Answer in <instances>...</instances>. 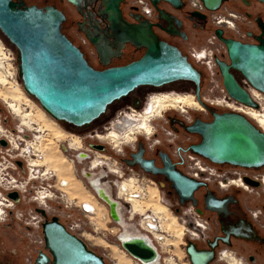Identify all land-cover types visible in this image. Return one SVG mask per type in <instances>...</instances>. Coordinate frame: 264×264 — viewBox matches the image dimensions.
I'll list each match as a JSON object with an SVG mask.
<instances>
[{"label": "water", "instance_id": "1", "mask_svg": "<svg viewBox=\"0 0 264 264\" xmlns=\"http://www.w3.org/2000/svg\"><path fill=\"white\" fill-rule=\"evenodd\" d=\"M69 1L82 15L80 30L96 47L104 65L111 64L112 58L122 57L128 43L145 51L129 63L98 70L90 65L82 48L63 32L67 20L63 10L53 5L39 7L36 4L20 8L16 1L0 0V30L17 50L18 72L24 89L52 117L76 127L89 126L106 113L110 105L137 88H159L178 81L191 82L201 101V70L179 46L159 33L161 29L171 35L188 37L181 31L182 20L163 7L166 3L179 10L184 8V0H150L158 18L168 23L167 27L142 14L128 17L122 6L125 0ZM224 1L202 0L210 11L219 10ZM188 14L192 20L207 21L205 13L191 11ZM215 34L228 50L229 61L216 57L228 94L259 109L260 104L240 83L235 72L264 93V38L258 37L259 43H244L226 36L223 28H217ZM186 129L202 136V141L191 149L214 163L254 169L264 167V130L243 113L215 112L212 121L198 118ZM140 162L147 171H155L149 161L140 159ZM159 171L168 177L183 204L190 201L198 204L195 192L206 183L176 170L171 162ZM245 181L251 183L248 178ZM206 206L218 210L209 203ZM38 212L45 217L43 233L46 246L55 258L54 264H106L103 256L71 233L57 216L49 217L43 209ZM219 239L209 240L210 248H200L195 241L187 240L186 251L191 264L214 261ZM222 240L230 244L225 238ZM131 244L147 249L150 255L143 257L130 247ZM123 246L143 261L157 257L155 249L142 239L124 242ZM41 255L48 259L46 253ZM38 263L43 264V260L39 259Z\"/></svg>", "mask_w": 264, "mask_h": 264}, {"label": "built area", "instance_id": "2", "mask_svg": "<svg viewBox=\"0 0 264 264\" xmlns=\"http://www.w3.org/2000/svg\"><path fill=\"white\" fill-rule=\"evenodd\" d=\"M184 1L190 11H198L207 14L209 21L214 28H225V26H230L235 28V30L239 29V20L242 19L243 15L236 12L232 7V4L235 2L237 3L238 0H225L221 8L216 11L208 10L202 0ZM128 5L137 9L148 19L153 21L156 20L155 7L150 0H128ZM76 35L79 37L81 46L85 47L88 53L94 55L95 49L90 44L89 39L79 32H77ZM245 37L246 35L243 32L238 38L244 39ZM215 40H217V37L214 34V37L210 41L211 43L216 44ZM217 47L218 48H192L190 52L192 57L201 64H208L211 69L213 67H216L217 69L216 57L226 58L228 56L227 47L223 42L219 41ZM199 50L204 51L206 56H203L202 58L198 57L196 53L199 52ZM16 64L17 54L14 49L0 38V74L6 79V84H10L11 81H9L8 77H12L11 72L16 68ZM212 79L215 80L214 77ZM12 82H15V80L13 79ZM242 85L246 88L251 97L260 104L258 110H262L263 107L257 98L260 97L262 99L261 102L264 103V93L254 88L246 79H243ZM219 88L220 90L213 88L214 90L209 93L208 101L213 105H219L223 109L243 114H245L243 111L253 108L232 98L228 94L222 80L219 84ZM0 111H2L1 108ZM122 115L125 116L123 113L119 114L116 119H114V122L118 121ZM0 128H2L1 132L4 131L5 133L0 136V144L3 145L6 150L10 148L9 150L15 151V156L12 154L5 156L6 151H4L2 157H5V159L0 158V172L6 176L2 178L6 180L5 182L8 186H12L10 190H7V188L3 186V191H5L8 196V198L3 197L8 202L6 203L7 207L5 209L11 211V209L17 208L16 205L20 201V198H18L19 196L14 197V193H20V195L23 196L24 201L26 195L31 194L30 192H32L29 201L36 204L30 205L32 206L30 209L31 212H36L35 206L45 210L47 214L52 211L55 214L53 216H57L71 233L83 239L93 238L97 245L102 246L107 244L110 246L111 244H116L124 250H126L123 246L124 242H127L128 240L123 239L121 235L124 231V223H130L135 228H138L141 232H144L149 236L152 241V247L157 252V257L148 261H143L135 257V262H138L139 264L152 263L151 261L154 260H158V264H160L161 259L167 263L181 264V259L174 253V240L177 236L176 228L178 229V227L182 228V233L187 240L190 239L195 242L205 243L209 239L210 222L208 218L203 216L192 203H189L186 206H175L172 204V202L166 198L164 192L157 186L155 181L139 175L131 169L128 170L124 167L123 162L118 157L105 152V144H103V149H95L93 147L94 144L89 143L85 150H79L76 156L77 161L79 155L84 158L81 163L85 161L88 165L89 171L94 170L92 164L95 160L101 162L105 167L102 166L97 168V170L105 168L104 174L112 176V178L107 177V179L110 178V180L108 179V182L107 180L104 181V183L109 185L110 193L113 197L111 199L112 201L106 198V195L97 191V200L102 204V207H100L94 202H80L73 200L74 198L71 196L69 197L70 194H68L69 192L67 189L71 185H69L63 178L59 180L55 170L45 162L40 161V164L34 162L40 160V158H37V156H39L38 152L43 154L42 160L45 157V153L38 150V147L36 151L34 144L28 142V140H25L24 138H21V140L17 142L16 147L15 145L11 147L10 141H8L9 135L7 134L9 129L7 127H4L5 129L3 128L1 118ZM17 131L26 136L25 128L20 127ZM104 135L107 136L109 134L105 132L103 136ZM96 136L99 137L102 135L95 133L89 134L87 137L93 138ZM1 139H4L5 142L2 143ZM15 142L16 141L14 140L13 143ZM5 144H7L8 147L5 146ZM87 150H90L91 153ZM117 150L120 151V147H118ZM87 155L90 156L89 159L85 158ZM183 157L184 171L188 176L193 177L196 180L217 186L226 191L234 186L239 188L248 187L245 182V178L247 177V169L245 168L233 165H229L227 168L192 152L185 153ZM26 176H28L29 181H34L35 183H33L30 188H27L28 181H23L24 183L21 182V179ZM263 179L264 176H262V180ZM152 184H154L158 190V193L154 195L155 198L153 200H157L161 203L166 210L165 213H157L153 210L152 206L149 207L148 205L145 206L146 209L144 211H136V207L134 206L135 201L145 203L152 199L150 193ZM17 189H21L20 191L22 194ZM3 191L1 190L0 193L2 194ZM9 197L11 199H9ZM113 206H115L114 210L116 215H114ZM167 211H170L171 213H168ZM173 213H177L176 216H172ZM253 215L258 218L259 210H253ZM32 218L36 219L37 222L34 224L36 227V231H34L33 234L35 238L30 239V243L35 242L37 244L40 243L41 245L45 241L42 232V225L45 218L38 213L37 215L32 216ZM126 219H128L129 222ZM21 222L22 227L24 223L27 226L33 225L31 220H21ZM100 222L105 224V226H98V223ZM151 241L146 242L151 245ZM164 251L169 253L165 258L161 255ZM126 252L128 251L126 250ZM221 253H223V251L219 253V259H221ZM102 256L110 262L109 264H117L119 262L117 259L110 256L107 249L102 251ZM30 258L31 255H28V262Z\"/></svg>", "mask_w": 264, "mask_h": 264}, {"label": "rangeland", "instance_id": "3", "mask_svg": "<svg viewBox=\"0 0 264 264\" xmlns=\"http://www.w3.org/2000/svg\"><path fill=\"white\" fill-rule=\"evenodd\" d=\"M232 7H233V9H235L236 12L242 13V15L244 13V15H243L242 19L239 20V29L238 30H235V28H232L230 26H225V29H226L225 33L227 36H232V37L238 38L240 35L243 34V31L244 32H246V31H255V32L258 31L257 24L254 20V16L257 12L258 7H256V6L251 7V8L247 7L244 3L241 2V0H239L237 3L236 2L233 3ZM64 8H65L67 14L69 15V19L65 23V31L71 37V39H73L78 45L81 46V44L79 42V37L75 33V31L77 29L75 28V26L71 22L72 18H73L72 7L70 5H64ZM249 12L253 13L252 17L249 16ZM245 13L248 14V17H246ZM193 22H194V24L196 23L195 28L192 25H187V26L185 25V30H186L189 38L188 39L181 38V39H179L180 40L179 42H181L180 44H181L182 49L185 52V54L189 55L192 62L203 73L202 88H201L202 100L207 104V106L209 105V106L217 107L221 110L227 111V109H223L219 105L218 106L213 105L212 103H210L208 101L209 95H210L209 93H211L212 90H214L215 88H216V90L217 89L220 90L219 84L221 83L222 77H221L219 70H217L216 67H213L211 69L208 64H201L194 57H192V54L190 52V50L192 48H197V49H201L204 47H210V48L216 47V48H218L217 44L219 43L220 40L219 39L215 40L216 44L211 43L210 40L214 37L215 28L213 27V25L209 21L207 24H203V25H202V22L198 19L194 20ZM0 38L6 44L10 45L14 49L15 53L17 54V58H18L17 50L15 49V47L13 45L10 44V42L7 40V38L2 33L1 30H0ZM191 42H193L194 44ZM85 51H86V49H85ZM86 52L88 54V51H86ZM129 59L130 58L124 59V60H125V62H127V61H129ZM125 62H122V63H125ZM11 74H12V77H8L9 81H11L10 84H6V82H3L2 79H0L1 92L2 91L6 92V94H8L7 100L10 102H17L19 105H16V106L18 107V109H20L19 113L14 112L13 109L7 104L8 101L5 102L3 100L4 96L2 95V97H0V108L2 109V111H0L1 124L3 125V128L7 127L9 129L7 134L9 135L8 141H10L11 147L14 145V143H13L14 140L16 142H19V140H21V138L28 140V142H32L34 144V147L36 148V151L39 148L38 150L43 151L45 153V157L42 160L43 154L41 152H38L39 156H37V158H40V160L39 161L36 160L34 162H36L38 164H40V161L45 162L47 165L51 166L55 170L59 180L62 178H67L68 180L72 181L71 186L67 189V191L69 192L68 194H70L69 197L71 196L72 198H74L73 200H77L80 202L81 201L94 202V203L98 204L100 207H102V204L99 203V201L97 200V198L94 195L95 188L90 183V180L88 179V177L83 175V169L87 170L88 172H90V171L94 172L95 171V173H97V174L99 173V175L102 176L104 173H101V170L102 169L105 170V168H102L101 170H90L89 171L88 165L85 163V161L82 163L78 162L77 160L74 163L71 162L72 159H76L77 153L79 150H81V148H78V147L76 148V146H75L76 144L75 145L73 144L72 147L70 148L69 144L81 141L84 144V147H86L89 143H93V144H96V143L100 144L101 143V144H105L108 148L111 149L113 147L114 142H111L108 139V137H106V135L104 137H102V136L97 137L96 136L93 138L87 137L86 135L87 134H95V133H99L100 135H103L104 134V132H102V130H104L103 126L104 125L106 126V124L111 119H113L114 117L108 113L107 116L105 115L106 117L105 116L102 117L101 121H103V122H101L100 120L95 121L92 124V126L89 128V130L85 133H83V132L77 133L78 129H75V128H74V131H76V132L68 130L67 128H69V126L65 122L58 121L54 117H52L49 113H47L44 110V108L41 106V104L39 103V101L36 98L30 96L26 92V90L24 89L22 80L19 76L18 60H17L16 68L14 69V71L11 72ZM1 77H3V76H1ZM213 77L215 80L212 79ZM13 79L15 80V82H12ZM3 80H4V77H3ZM12 85H17V89L14 88L15 86L12 87ZM193 87H194L193 84L189 81H178V82L170 84L167 88H163V89H159V90H150L148 92L147 99H146V102H145L143 108L141 110H135V111L137 113L139 112L142 114L143 112H145L144 110L146 109L148 101L151 104L152 103L151 101L153 99H155V101L152 104H154V106L156 107L157 101L162 102V98H161L162 95H168L172 98H177L179 96H182V97H190L189 100H190V103H192V104L191 105H189V104H186V105H184V104L172 105L171 104L170 105L169 103H167V105L164 106L165 109H163L161 114H164V112L167 111V112H175V113L176 112L187 113L190 117H193L195 115L206 117L207 114L205 113V106L203 104H201V102L197 99V97L195 95V91L193 90ZM19 88H20V90H19ZM13 93H15L16 95ZM0 96H1V93H0ZM13 96L15 98H13ZM152 96H154V97H152ZM263 106H264V104H263ZM124 107L121 106V108H119L117 110V112L122 111L121 109H124ZM131 111H133V110L128 109V112H131ZM260 112H264V110H261ZM146 113L152 114L151 111L146 112ZM27 114H31V116L33 115L32 116L34 118L33 122L30 121L25 116ZM143 117H146V115H143ZM249 118L255 124L258 125V123L253 118H251L250 116H249ZM164 119H165L164 116L163 117L162 116L157 117L153 120L154 122L152 125L154 127H157L156 123L160 122L161 125L165 126V128H166L165 130L172 131L171 128H169L164 123ZM24 120H27L28 123L26 122V124H28L29 126L28 125L25 126V124H23ZM260 123L262 125H264L263 120ZM40 126L42 128H39ZM20 127L25 128L26 136L17 131V129ZM33 127H34V129H33ZM262 129L264 130V128H262ZM72 130H73V128H72ZM106 132H108V131H106ZM1 134H5L4 131L0 132V135ZM137 135H139V134H137ZM186 136H188V135H185L184 137H186ZM153 138L158 140L161 137L160 136H153ZM11 139H12V141H11ZM119 140H120V141H118L119 145L124 146L128 149H129V147H131L130 145H132L133 142L135 141V139L134 140L132 139L129 142H124L122 137ZM180 140H181L180 138L177 139L176 143H180ZM164 142H165V140H164ZM168 144H170V143H168L166 141L165 145L169 149H171V146ZM64 146L69 148L68 151H66L64 149ZM83 149L85 150V148H83ZM4 151H6V148L0 144V155L1 156L4 155V153H3ZM87 151L89 153H91L90 150H87ZM94 151H95V149H94ZM10 153L15 156L14 150L10 151ZM5 156H6V154H5ZM255 173L256 174L261 173V177L264 176V167L259 172H255ZM3 176L6 177L5 175H3ZM101 176H99V177H101ZM0 177H2V172H0ZM110 178H112V176H110ZM21 180H20L21 182H23V181L27 182L28 181L27 188H30V186L34 183V181H29L28 176H26L25 178H23ZM153 180L158 184L156 179H153ZM5 181H6L5 179H4V182H2L0 180V183L1 182L3 183V185L0 184V191L4 190L3 186H5L7 188V190H10L12 188V186L10 184H9L10 186H8V184ZM158 186H159V184H158ZM152 187H156V186L154 184H152ZM214 187H216V186H214ZM217 188H219V187H217ZM233 188L236 189L239 187L234 186ZM219 189H220L221 193H224L226 191V190L221 189V188H219ZM239 189H242L240 192L241 193L240 197L242 199L243 210H247L248 208H250V209H262L263 213H264V208H263L264 190L262 188H257L253 191L252 190L250 191V189H247V188L246 189L245 188H239ZM17 190L20 191L21 189H17ZM160 190L162 191V189H160ZM164 192H165L166 198L168 200H170L172 202V204L176 205L178 202L177 195L175 193H169L167 190H164ZM258 192L261 194L258 195ZM3 193H2V196L5 198H8L7 193L5 191H3ZM30 193L32 194V192H30ZM21 194H22V192H21ZM31 194H27L26 197L24 196L25 197L24 201H23V196L21 195L19 204L23 203L22 209L21 208L20 209H11L12 212L8 209H5V212L2 216L3 220H0V243H2V246H4L5 248L9 249L15 245H19V241L16 240V238H17L16 234L10 228L12 226L16 225V223L21 221V220H24V221L31 220V223L33 224V225H30L32 227L27 226L25 223L23 224L24 229L22 232L23 234H21V235H23V237L25 239V242H23V247H24L25 243H26V246H27V244L30 243V239L35 238V236L33 235L34 231H36V227L34 224H36L37 220L32 218V216L37 215V212H31L30 211V209L32 207L30 205L36 204V203H32L29 201ZM9 199H11V198L9 197ZM156 201L157 200H151V201H148V203L150 205L155 206ZM5 203H8V202L5 200ZM186 205H188V203ZM156 206L165 210V208L161 205H156ZM168 213H171V212L169 211ZM48 214H49V216L55 215L52 211L48 212ZM176 214L177 213H173L172 216H176ZM203 216L210 219V221L212 220L210 212L206 211L203 214ZM126 220L129 222L128 219H126ZM261 220H262L261 223H264V216L261 218ZM8 225H9V228L7 227ZM100 225L105 226V224H103L101 222L98 223V226H100ZM214 231H215V229L213 230V232L211 231V235H213ZM176 233H177V236L174 240V244H175L174 253L176 254L177 257H179L181 259L180 260L181 264H191V262L189 260V256H188L187 251H186V245H187L186 240H187V238H185V235H183L182 228L178 227V229H176ZM111 235H112V233H111ZM15 241H17V242H15ZM86 241L89 243V245L92 248H94L96 251L100 252L101 254H102V251L104 249H107L109 251L110 256L119 261L118 264H120V263L121 264H136V262L132 258V256L128 252H126V250H124L123 248L119 247L116 244H111L110 246L107 244L102 245V246L97 245L95 243V239H93V238L86 239ZM200 243L203 244V246L205 245L204 242H200ZM18 250L21 251L19 248H18ZM220 251H228V252L232 253L234 256H236V258L242 259V262L244 264H264V246H261V245H258V244H255V243H252V242H249L246 240H237L236 239V240H234L233 246L222 245L220 248ZM25 253L27 254V252H25ZM161 255L165 258L169 255V253L164 251ZM252 257H254V258L252 259ZM13 263L14 264H21V261L14 259ZM160 264H171V263H167L166 261L161 259ZM212 264H228V262H226V260L217 258V260H215V262H213Z\"/></svg>", "mask_w": 264, "mask_h": 264}, {"label": "flooded vegetation", "instance_id": "4", "mask_svg": "<svg viewBox=\"0 0 264 264\" xmlns=\"http://www.w3.org/2000/svg\"><path fill=\"white\" fill-rule=\"evenodd\" d=\"M13 1L18 2L20 4V8H24L26 6L36 4L39 7H45L47 5H53L55 7H58L59 9L63 10L67 15V20L64 22L63 28H62V30L65 34H67L65 31V23L68 21L69 15L67 14V12L65 10L64 5H70L72 7V10H73L72 11L73 12L72 13L73 18H72L71 22L75 26V28L77 29L75 31V33L79 32V33L85 35L80 30V27H82V24L80 22L83 21V17L80 14V12L78 11L77 7L74 4H72L69 0H13ZM241 2L250 8L254 7V6L258 7L257 12L254 16V20L257 24L258 31H256V32L255 31H246V32L243 31L246 35V37L244 39H240L237 37H233V38H236V39H238L244 43H259L258 37L262 36V38H264V0H241ZM165 4L166 3L163 4V7H165L164 6ZM167 5H169V4H167ZM122 6H123L124 13L128 17H131L132 15L142 14L137 9L130 7L128 5V0H125V3H123ZM170 7L173 10L181 12L182 16L177 15L173 11H170L167 9L168 11L175 14L177 16V18L182 20L183 24L181 27V31L182 32L184 31L187 34V32L185 30V20H191L192 22L194 21L189 17L188 13L191 11L187 8V4L185 3L184 8L179 9V10L173 8L172 6H170ZM245 14H246V17H248V14L247 13H245ZM252 14H253L252 12L251 13L249 12L250 17H252ZM243 15H244V13H243ZM143 17L147 18L144 15H143ZM151 21H153V20H151ZM154 21H156V23L162 22L164 27L168 26V23L166 21H163V20L161 21L158 18L157 12H156V20H154ZM208 21H209V18L207 15V21L206 22L201 21L202 25L207 24ZM259 21H261V22L259 23ZM192 26L195 27L196 23L195 24L193 23ZM219 28H221V27H219ZM216 29L217 28H215V30ZM223 29L226 32V29L225 28H223ZM159 33L166 40H168V39L165 38L163 35L164 34L171 35V34L167 33L165 30H161V29H159ZM225 35H226V33H225ZM187 36H188V34H187ZM179 37H181L183 39L189 38V36L187 38H185L184 36H179ZM228 37H232V36H228ZM217 39H218V37H217ZM90 44L95 49L94 55H91L90 53L87 54V52H86L87 49L83 46H80V45L79 46L84 51L90 65H92L94 68H96L98 70H102V69H105V68H107L109 66H113V65H122V64L129 63L130 61H133V60L140 58L145 51L144 48H136L134 45L128 43L126 46V50H125L122 57L112 58L111 64L104 65L103 62H101V58L97 52L96 47L92 44L91 41H90ZM85 49H86V51H85ZM128 58H130L129 61L125 62L124 59H128ZM221 59L229 61V56H227L226 58H221ZM122 62H125V63H122ZM217 70H219L218 67H217ZM219 72H220V70H219ZM235 74H236V77L239 79L240 83L243 84V79H245V78L239 72H235ZM221 77H222V75H221ZM202 79H203V73H202ZM222 82H223V78H222ZM168 86L169 85L164 86V87H159V88L151 87V86H141V87L137 88L136 90H134L132 93H130L128 96H126V97L122 98L121 100L116 101L112 105H110L108 107L106 113H104L97 120L101 121L102 117L105 115L107 116L108 113L114 117L113 119H111L107 123L108 125L106 124V126L105 125L103 126L104 130H102V132L105 133L106 131H109L108 132L109 135H107L106 137H108V139L111 142H114L113 147L111 148L113 151L110 148H108L107 146H105V152H107L108 154H111L113 156L118 157L123 162L124 167L127 168L128 170L131 169V170L135 171L137 174L145 176L146 178H148L150 180L156 179L159 186L156 182L155 183L157 184V186L160 189H162L163 192H164V190H167L169 193H175L178 197V202L176 205L174 204L175 206H186L187 203L188 204L192 203V201L183 204L179 198L178 193L174 189V187H173L172 183L170 182V180L168 179V177L164 173L160 172L159 170L164 169L166 167V165H168L169 162H171L174 165L176 170L182 171L185 175L188 176V174L184 171V157L183 156L187 152L195 153L191 149V146L199 144L202 141V136L198 133L189 132L186 129V126L193 123L198 118H200L204 121H212L214 119V113L215 112L222 113L226 110H221L217 107H212L209 105L207 106V104L202 100V96H201V101L205 104V105L204 104L203 105L205 106V113L207 114L206 117L196 116V115L193 117H190L187 113H180V112L175 113V112H167V111H165L164 114H161L163 109H165V108L156 109L154 104H152L155 101V99H153L151 101L152 102L151 104L149 103V101L147 103V105H149L153 108V109H151L152 114H147V113L143 112V115H146V117H143V115H142V117L140 118V120H141L140 124H138V125H136V124L139 123V120L136 119L138 122L135 125L138 127H136L135 125H131V127H127L128 125H130V122L129 121L122 122V120H121L122 117L118 121L114 122V119H116V117L119 114H121V113L124 114L125 112H128V109L141 110L143 108L145 102H146L147 95H148V92L150 90H159V89L167 88ZM179 97L187 98V99L190 98V97H182V96H179ZM196 97L200 101L198 96H196ZM202 102H201V104H202ZM180 104L191 105L192 103L180 102ZM176 105H179V104H176ZM121 106H123V107L125 106L124 109H121L122 111L117 112V110L119 108H121ZM147 107L148 106H146V108ZM12 109L16 113L20 112V110H19V112L15 110V108L13 107V104H12ZM160 116L165 117L164 123L169 128H171L172 131L165 130L166 129L165 126L161 125L160 122L156 123V126L158 128L154 127L152 125L153 120L157 117H160ZM129 117L132 118L131 116H129ZM132 119H135V118H132ZM24 121L26 124L27 120H24ZM101 122H103V121H101ZM256 122L258 124H260L262 126V128H264V125H262L258 120ZM263 122H264V118H263ZM93 123H91L89 126L81 127L80 129L77 130L78 131L77 133L87 132ZM26 125H28V124H26ZM72 128L73 127L69 126V128H67V129L71 130L73 132H76V131H74V128H73V130H72ZM137 134H139L140 136ZM145 135L147 136V138L145 137ZM185 135H188V136L184 137ZM86 136H89V134H87ZM153 136H160L161 138H159L157 140V139H154ZM121 137H122L124 142H129L132 139L133 140L135 139V141L133 142L132 145H130L131 147H129V149H128L124 146L119 145L118 141H120L119 139ZM179 138L181 139L180 143H176L177 142L176 140ZM163 139L165 140V142L167 141L168 143H170L168 145L171 146V149H169L165 145V142ZM5 146L8 147L7 144H5ZM103 146L104 145L101 143L100 144L96 143V144H94L93 147L95 149H101ZM118 147H120V151L117 150ZM84 148H86V147H84ZM9 149L10 148H8V150ZM8 150H6V152L9 155V154H11L10 153L11 150H9V151ZM195 154H197V153H195ZM89 157H90L89 155L85 156L86 159H89ZM0 158H2L1 155H0ZM140 159L149 161V163H151V166L153 167V169L155 171H153V170L147 171L142 166ZM79 160L82 161L83 158L81 157ZM100 164H101V162L95 160L93 162L92 166L96 170L97 168H100L102 166V164L101 165ZM229 165L230 164H221V166H225L227 168L229 167ZM245 169H247V177L246 178H248L249 181L251 182V183H248L245 181L247 186H248L247 189H250V191L251 190L253 191L257 188H262L264 190V182L262 180L261 173H258V174L255 173V172H259L262 168H260V169L245 168ZM101 173H104V170H102ZM85 176H87L90 181H98L100 183V186L104 189H107L110 193V189L108 188V185L106 183H104L105 180H107V182L110 180V178H108L109 180L107 179V177H110V175H108V174L104 175L103 174L104 177L102 178V177H99L100 176L99 173L97 174V173H90V172L85 171ZM241 190L242 189H239V188L235 189L232 187V188L228 189L227 191H225L224 193H221L220 189L217 188V186L214 187V185H210V184L206 183L205 186L201 187L199 190H197L195 192V197L198 200V204L197 205H194L193 203L192 204L198 209V211L202 215L207 211V212H210L211 217H212L211 221H210V219H208L210 222V237H209V239L205 242L204 246L200 242H196V243L198 244V246L200 248H210L208 241L209 240H215L216 237H220L219 244L216 247V258L210 264L215 262V260H217V258L219 259V253L221 252L220 248L222 245L233 246L234 240H236V239L237 240H246V241L264 246V223H261L262 222L261 218L264 216L263 210L262 209H250V208H248L247 210H243L242 199L240 197L241 196V193H240ZM97 191L98 190L95 188L94 195L96 198H97V196H96ZM100 192L103 194V191H99V193ZM164 194H165V192H164ZM260 194L261 193L258 192V195H260ZM13 196L14 197L19 196L18 198L21 197L20 193H14ZM110 201H112V200L110 199ZM223 202H225L224 205H222ZM207 203L215 206L218 210L208 209L206 206ZM16 206H17L16 209H20V208L22 209L23 203L19 204V202H18V204ZM263 208H264V204H263ZM38 209H41V208L35 206L36 212L38 214H41L38 212ZM253 210H259L258 218L253 215ZM49 217H52V216H49ZM127 226L128 227H126V230H128L129 232H134V233L137 232V229L133 225H130L128 223ZM7 227L9 228V225ZM10 229H12V231L16 234V237H17L16 240L19 241V245H15L12 248L8 249V248H5L4 246H2V243H0V264H14L13 263L14 259L21 261V264H40V263H38L39 259L43 260V264H54L55 263V258L52 255V253L50 252V250L47 248L46 241H44V243L41 245H40V243L37 244L35 242L34 243L32 242V243L27 244V246H26V243H25V245L23 247V242H25V239H24L23 235H21V234H23L22 232L24 229L22 227L21 221L17 222L16 225L12 226ZM214 229H215V231H214L213 235H211V231L213 232ZM42 232H43V225H42ZM255 234L258 235L259 238H253V239L247 238V236H254ZM222 238H225L227 241L230 242V244H226L222 240ZM83 240L88 244V247L90 249L94 250L97 254L102 256V254L100 252L96 251L94 248H92L89 245V243L86 241V239H83ZM15 242H17V241H15ZM18 248L21 251H19ZM24 251L27 252V254ZM41 253H46L48 256V259H46V260L43 259ZM28 255H31L29 262L27 260ZM253 258L254 257H252V259ZM105 262H106V264H109V262L106 259H105Z\"/></svg>", "mask_w": 264, "mask_h": 264}, {"label": "bare ground", "instance_id": "5", "mask_svg": "<svg viewBox=\"0 0 264 264\" xmlns=\"http://www.w3.org/2000/svg\"><path fill=\"white\" fill-rule=\"evenodd\" d=\"M196 55H198V57H200V58H202L203 56H206V53H204V51H202V50H199V52H197L196 53ZM0 79H2V81L3 82H6V80H5V78H4V80H3V77H1V74H0ZM13 86H15L14 88L15 89H17V85H12V87ZM19 90H20V88H19ZM5 93V94H4ZM17 93V92H16ZM13 94H15V93H13ZM2 95L4 96V98H3V100L5 101V102H7L8 100V98H7V96H8V94H6V92H4V91H2L1 92V96L0 97H2ZM16 95V94H15ZM11 97V96H10ZM152 97H154V96H152ZM13 98H15L14 96H13ZM12 98V99H13ZM17 98V97H16ZM149 98V97H148ZM161 98H162V102L161 101H157L156 102V109H158V108H164V106H166L167 105V103H169L170 105L172 104V105H176V104H180V102H184V103H190V100L189 99H187V98H181V97H177V98H172V97H170V96H168V95H162L161 96ZM257 100H259V102L261 103V106L263 107L262 108V110H264V106H263V102H261L262 101V99L260 98V97H258L257 98ZM7 104L12 108V104H13V107L15 108V110L16 111H18L19 112V110L20 109H18V107L16 106V105H19L17 102H10V101H8L7 102ZM21 106V105H20ZM148 107L144 110L145 111V113L146 112H150L151 111V109H153L151 106H149V105H147ZM14 111V110H13ZM261 110H258V109H253V108H249L248 110H246V111H243L244 113H245V115L249 118V116L251 117V118H253L254 120H258V121H262L263 120V118H264V112H260ZM15 112V111H14ZM16 114V113H15ZM122 114V113H121ZM14 115V114H13ZM124 115L125 116H121L122 117V122H124V121H129L130 122V125H128L127 127H131V125H135L138 121L137 120H139V123H137L136 125H138V124H140V118L142 117V115H143V113L141 114V113H137L135 110H133V111H131V112H125L124 113ZM20 116V115H19ZM33 116V115H32ZM31 116V114H27L26 115V117L30 120V121H32L33 122V120H34V118ZM129 116H131L132 118H135V119H132V118H130ZM120 117V118H121ZM119 118V119H120ZM137 119V120H136ZM154 122V121H153ZM23 124H25V121L23 122ZM135 125V126H136ZM25 126H26V124H25ZM258 126L261 128L262 126L260 125V124H258ZM136 127H138V126H136ZM39 128H42L41 126L39 127ZM33 129H34V127H33ZM111 130V129H110ZM2 131V128H0V132ZM109 132V131H108ZM107 132V133H108ZM154 132V131H153ZM2 135V134H1ZM0 135V136H1ZM58 135V134H57ZM4 136V135H3ZM105 136V135H104ZM103 135H102V137H104ZM145 137L147 138V136L145 135ZM1 142L2 143H4L5 141H4V139H1ZM75 142V141H74ZM75 145L76 146V148L78 147V148H81V149H83L84 148V144L81 142V141H79V142H75V143H70L69 144V147L71 148L72 147V145ZM14 145H15V147H16V145H17V142H15L14 143ZM33 145V144H32ZM117 147V146H116ZM65 149L68 151V149L69 148H67V147H65ZM6 155H8L7 154V152L5 153ZM82 156L81 155H79L77 158H78V161L79 162H81V160H79L80 158H81ZM83 158V157H82ZM2 159H5V157H2ZM76 159H73V160H71V162H76L75 161ZM83 160H84V158H83ZM82 160V161H83ZM102 166L103 167H105L103 164H102ZM101 166V167H102ZM92 168H93V166H92ZM94 169V168H93ZM95 170V169H94ZM97 170V169H96ZM102 170H104V169H102ZM101 170V171H102ZM85 171L86 172H88L87 170H85V169H83V175L85 176ZM104 172H105V170H104ZM90 173H95V171L94 172H92V171H90ZM4 174L2 173V177H4L3 176ZM105 175V174H104ZM2 177H0V180L2 181V182H4V179L2 178ZM104 176H102V178H103ZM65 181H67L68 182V184L69 185H71V183H72V181L70 182V180H68L67 178H63ZM263 182H264V179H263ZM90 183L93 185V187H95L98 191H103V194L104 195H106L105 197L106 198H108V199H112L113 197L111 196V193H109V191L107 190V189H104V188H102L101 186H100V183L98 182V181H90ZM0 184H2V183H0ZM3 185V184H2ZM108 188H109V185H108ZM245 188H247V187H245ZM150 193H151V197H152V199L151 200H153L155 197H154V195L156 194V193H158V190H157V188L156 187H154V189H153V187L151 188V191H150ZM151 200H149V201H151ZM114 202V201H113ZM144 202H140V201H135L134 202V206L136 207V211H144L145 209H146V205H148L149 207H151L152 206V208H153V210L154 211H156L157 213H165L166 212V210H163V209H161L160 207H157L156 205H161V203H159L158 201H156V203H155V206L154 205H150L149 203H148V201L147 202H145L144 204H143ZM115 204L117 205V203L115 202ZM162 206V205H161ZM7 207V205H6V203H5V199L3 198V196H2V194L0 193V220H3V218H2V216H3V214H4V212H5V208ZM114 208H115V206H113V212H114V215H116V212H115V210H114ZM130 224V223H129ZM128 225V223H124V231L122 232V235H121V237L123 238V239H127L128 241L127 242H131V241H133L134 239H141L142 238V240H144V241H151L150 240V238H149V236H147L144 232H141L138 228H136L137 229V232L136 233H134V232H129L128 230H126V227H128L127 226ZM130 225H132V224H130ZM177 229V228H176ZM126 242V243H127ZM151 246H152V241H151ZM130 247L134 250V251H136V252H138V253H140L143 257H147V256H149L150 255V252L147 250V249H144V248H140V246L139 245H136V244H131L130 245ZM132 256V255H131ZM132 258L133 259H135V257H133L132 256ZM220 258L221 259H223V260H226V262H228L229 264H244L243 262H242V259H238V258H236V256H234L232 253H230V252H228V251H223V253H221V255H220ZM152 263H148V264H158V260H154V261H151ZM118 264V263H117ZM121 264V263H120ZM136 264H139L138 262H136Z\"/></svg>", "mask_w": 264, "mask_h": 264}, {"label": "crops", "instance_id": "6", "mask_svg": "<svg viewBox=\"0 0 264 264\" xmlns=\"http://www.w3.org/2000/svg\"><path fill=\"white\" fill-rule=\"evenodd\" d=\"M165 7H166V9H168V10H170V11H173L175 14H177V15H180V16H182V14H181V12H179V11H176V10H173L169 5H167V4H165L164 5ZM193 23L194 22H192L191 20H185V25L187 26V25H193ZM195 28V27H194ZM165 38H167L171 43H173V44H175V45H177V46H179L180 48H182V46H181V42H179L180 40L179 39H181V37H179V36H177V35H167V34H164L163 35ZM191 43H193V42H191ZM194 44V43H193ZM92 200V199H91Z\"/></svg>", "mask_w": 264, "mask_h": 264}, {"label": "trees", "instance_id": "7", "mask_svg": "<svg viewBox=\"0 0 264 264\" xmlns=\"http://www.w3.org/2000/svg\"><path fill=\"white\" fill-rule=\"evenodd\" d=\"M61 122H64V121H61ZM68 126H70V127H73V128H75V129H80L81 127H76V126H73L72 124H69V123H67V122H65Z\"/></svg>", "mask_w": 264, "mask_h": 264}]
</instances>
